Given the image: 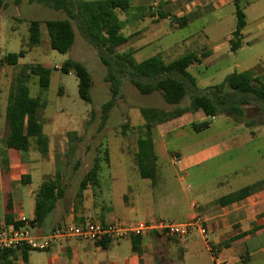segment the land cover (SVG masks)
Listing matches in <instances>:
<instances>
[{"label":"rangeland","instance_id":"374dc122","mask_svg":"<svg viewBox=\"0 0 264 264\" xmlns=\"http://www.w3.org/2000/svg\"><path fill=\"white\" fill-rule=\"evenodd\" d=\"M242 3L246 26L242 44L236 51H231L228 43L230 32L235 28L233 3L180 27L172 19L166 21L160 16L154 18L150 15L153 11L147 7L141 12L143 19L139 20V24L123 29L131 38L118 50L136 49L133 53L136 61L157 53L163 60L170 61L187 52L200 53V50L221 45L218 52L204 60L212 61V64L188 67L199 87L217 84L228 73L242 71L258 63L264 69V0H242ZM120 16L125 17L123 13ZM65 17L67 15L63 10H55L37 1L0 0V52L7 54L26 49L25 55L18 59L16 65L0 63V82L5 81V85L10 86L12 77L23 64L37 62L51 68L47 88H41L36 77L27 83L30 96L39 97L45 102V106L38 110V115L43 122V132L48 136V152L42 154L37 151L33 140H30L28 152H18L21 156L29 157L34 167L39 164L44 166L43 169L49 171V178L54 177L56 171L60 173V180L65 184V204L76 206L75 193L79 182L96 158L101 165L100 181L112 186L110 193L114 209L123 206L122 203L134 194H139V205L147 203L150 198L153 205H149L148 209L155 212L157 217L175 223L200 211V205H197L200 201L220 197L264 178V111L254 106L245 107L243 120L252 121L250 127L236 116L221 114L211 118L204 116L201 111H195L152 128L157 157L156 178L159 181L150 193L148 184L151 181L139 175L134 161L136 140L144 135L139 109L155 108L169 112L176 105L166 103L159 91L140 94L133 85L124 81L122 96L113 100L103 119L102 105L111 98L108 83L104 81L105 67L94 48L81 37L74 21L75 38L66 53L49 46L43 23L40 44L30 49L26 46L29 20L43 22ZM69 58L82 62L90 73V103L78 96L74 73L65 74L58 69ZM3 66L7 67L2 70ZM188 102V96H185L178 105L185 106ZM203 121L209 123L208 127L193 129V123ZM68 132L74 134L68 135ZM222 135H226L221 140L226 145L230 146L234 142L239 144L201 164L178 169L177 159L180 155L177 151L185 156ZM40 173L38 169L32 170L30 185H23L20 189L24 192L29 188L37 190L42 181ZM91 189L88 187L85 191L87 199L93 191ZM213 205L220 206L216 199ZM23 212H28L27 198ZM88 221H93V218L85 222ZM195 237L197 246H202L199 236ZM240 264H264V259Z\"/></svg>","mask_w":264,"mask_h":264},{"label":"trees","instance_id":"16d2710c","mask_svg":"<svg viewBox=\"0 0 264 264\" xmlns=\"http://www.w3.org/2000/svg\"><path fill=\"white\" fill-rule=\"evenodd\" d=\"M37 1L55 10H63L67 17L62 19H46L43 22L29 20L27 48L38 46L41 40V23L44 24L49 46L60 52L66 53L71 48L75 32L72 26L74 21L81 37L94 48L96 55L105 67L104 81L108 83L111 98L102 105V118L105 119L108 109L116 97L122 96L124 81L133 85L140 94H151L159 91L168 104L176 107L165 112L155 108H140L139 113L143 118L144 135L137 138L134 161L137 171L142 178L150 179L152 183L157 177V157L154 152L152 128L155 125L175 119L187 113L201 111L206 117L217 115L236 116L242 122L245 116V107L254 106L259 111H264V69L257 65L242 71H233L227 74L217 84L199 87L196 79L188 71V66L199 62L195 52H187L175 59L165 61L160 54H155L136 61L132 49L118 50L126 43L127 36L122 32L126 25L125 20L119 18V12L129 13L132 10L129 0H29ZM235 28L231 32L229 48L236 51L241 46V32L245 27V14L235 0ZM161 17H165L160 13ZM179 26L183 25L185 18H172ZM26 49L10 52L0 57V63L16 65L18 59L23 57ZM204 53H202V56ZM62 73H74L77 78V91L80 99L91 102L89 89L92 85L91 76L86 66L77 60L66 59L58 68ZM51 68L41 63H27L19 66L9 86L5 119L7 124V137L10 145L20 151L28 152L30 140L36 149L42 153L48 152V137L43 132V122L38 115V110L45 106L39 97L29 94L27 83L33 77L41 88L49 85ZM188 96L189 102L185 106L178 104ZM250 127L253 122H246ZM194 130L208 127L207 121L193 123ZM74 133H69L71 135ZM101 165L99 160L93 162L86 174L81 178L75 193L77 200L74 210L80 205L83 190L88 186L99 183L98 174ZM60 173L45 179L39 185L34 199V218L30 223H41L54 209L56 201L64 194V186L60 184ZM22 183L30 180L28 174L21 177ZM264 188V178L245 185L233 192L222 195L216 199L220 206L247 197L248 195ZM5 219L7 223L15 226L21 222L12 221L11 205L6 202ZM155 232L156 231H150ZM165 234V233H164ZM167 237L169 235H166ZM131 250L137 254L141 252V234L130 235ZM111 239L97 242L101 247ZM25 254L28 248H20ZM15 249H0L1 264H15L10 258Z\"/></svg>","mask_w":264,"mask_h":264},{"label":"crops","instance_id":"0c3cea01","mask_svg":"<svg viewBox=\"0 0 264 264\" xmlns=\"http://www.w3.org/2000/svg\"><path fill=\"white\" fill-rule=\"evenodd\" d=\"M129 1L132 10L129 13L119 12V18L126 21L125 27L127 28L130 25L139 24V20L143 19L141 12L147 7L154 12L150 14L154 18L161 17L160 13L164 14L165 17L161 18L166 21L172 18H185L183 25H187L190 20L205 17L208 12L224 8L226 4L230 3H233L235 12V0H154L156 3L154 8L151 6L153 0ZM236 1L243 10L241 4L244 5V3H242V0ZM121 13L125 17H121ZM178 27L180 26L178 25ZM123 29L122 32L124 33ZM244 29L245 27L241 32V44L242 37L245 34ZM125 35L128 38L126 42H128L131 37L128 34ZM220 49L221 45H217L209 50H200V53L195 52L200 61L189 66L202 63L204 65L212 64V61L204 60L209 59ZM132 50L136 52V49ZM202 53H204L203 56ZM2 55L4 54L0 52V57ZM6 67L3 66L2 70ZM8 91L9 84L5 85V81L0 82V225L12 224L7 223L5 219L8 199L11 205L12 221L20 222V219L24 217L32 222L34 218V199L38 189L29 188L27 192H24L20 187L30 185L31 171L34 169L41 171L42 181L49 178V171H45L44 166L39 164L34 167L29 157L21 156L18 150L14 149L9 143L5 119ZM226 135L229 136L230 133ZM226 135H222L206 146L194 149L185 156L177 151L180 155L177 159L178 169L184 170L201 164L239 144L234 142L230 146L226 145L221 141ZM24 174L30 176L27 183H22L21 177ZM98 179V185L88 186L93 189V191L91 189L92 192L88 197L90 202H88L85 194L87 187L83 190V197L76 211L72 204L64 203L65 184L60 180V184L64 186V194L56 201L55 209L41 223H30L32 233L36 236H42L72 223H84L90 218H93L95 222H113L127 226L141 222L165 221L148 209L149 205H153V202L149 201L150 198L147 203L139 205V194H134L128 201L122 203L123 206L114 209L110 193L111 184L102 183L99 174ZM158 181L156 178L154 183L149 182L150 193ZM26 198L28 203L27 214L23 212V204ZM217 198H206L200 201L197 204L200 205V211L193 212L187 219L182 221L186 222L195 216H199L207 230V241L204 240L197 229L191 230L183 238H171L164 233L145 231L141 234V252L139 254L131 250L129 237L111 240L106 243L105 247L91 241L70 238L54 244L45 251L29 250L24 254L23 250L18 248L12 252L10 258L15 264H215L214 256L208 247L209 244L216 248L215 254L218 257L217 262L219 264H240L264 259V188L245 198L219 207L213 205V201ZM196 235L201 239L202 246H197ZM237 245L238 248H236Z\"/></svg>","mask_w":264,"mask_h":264},{"label":"built area","instance_id":"2783aa9c","mask_svg":"<svg viewBox=\"0 0 264 264\" xmlns=\"http://www.w3.org/2000/svg\"><path fill=\"white\" fill-rule=\"evenodd\" d=\"M151 6L153 8L156 6L154 0L151 2ZM177 161H174V163L176 164ZM194 205L196 204H192V206ZM20 222L21 224L18 226L13 224L0 225V249H18L25 247L30 250L45 251L54 244L70 238L97 243L104 239L119 240L130 235H140L145 231H156L169 236L183 237L192 228L197 229L204 240L207 241V230L199 216H195L192 220L181 223L159 220L141 222L132 226L113 222L101 223L94 221L72 223L42 236H36L32 233L30 222L26 218H21ZM208 247L214 256L215 264H219L215 254L216 248L209 244Z\"/></svg>","mask_w":264,"mask_h":264}]
</instances>
